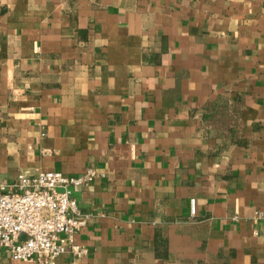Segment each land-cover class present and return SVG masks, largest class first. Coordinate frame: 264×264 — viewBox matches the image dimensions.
<instances>
[{
	"label": "crops",
	"instance_id": "obj_1",
	"mask_svg": "<svg viewBox=\"0 0 264 264\" xmlns=\"http://www.w3.org/2000/svg\"><path fill=\"white\" fill-rule=\"evenodd\" d=\"M89 169L55 264H264V0H0L2 180Z\"/></svg>",
	"mask_w": 264,
	"mask_h": 264
},
{
	"label": "built area",
	"instance_id": "obj_2",
	"mask_svg": "<svg viewBox=\"0 0 264 264\" xmlns=\"http://www.w3.org/2000/svg\"><path fill=\"white\" fill-rule=\"evenodd\" d=\"M96 176L93 169L79 176L22 171L12 182L0 176V243L4 249L14 260L36 264H55L69 251L86 254L88 249L75 239L90 216L80 210L71 187L90 184ZM191 210L196 212L195 200H191ZM258 217L264 220V213Z\"/></svg>",
	"mask_w": 264,
	"mask_h": 264
}]
</instances>
